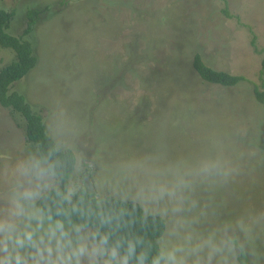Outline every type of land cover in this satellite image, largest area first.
Returning a JSON list of instances; mask_svg holds the SVG:
<instances>
[{
	"label": "rangeland",
	"instance_id": "rangeland-1",
	"mask_svg": "<svg viewBox=\"0 0 264 264\" xmlns=\"http://www.w3.org/2000/svg\"><path fill=\"white\" fill-rule=\"evenodd\" d=\"M34 67L10 89L42 117L84 184L164 220L160 253L183 264H264V0H0ZM224 9L228 15L221 12ZM252 39V42H251ZM193 53L243 80L202 81ZM0 47V67L12 59ZM24 121L0 106V209L45 169ZM46 170V169H45ZM66 190V192H67ZM164 264L163 257L161 258Z\"/></svg>",
	"mask_w": 264,
	"mask_h": 264
},
{
	"label": "trees",
	"instance_id": "trees-1",
	"mask_svg": "<svg viewBox=\"0 0 264 264\" xmlns=\"http://www.w3.org/2000/svg\"><path fill=\"white\" fill-rule=\"evenodd\" d=\"M224 15H228L221 9ZM38 11L25 10V26L18 36L8 32L11 13L0 9V47L10 50L12 59L0 67V106L17 113L24 121L23 135L27 142L34 146L36 157L44 164L45 169L52 167L57 173L56 186L45 193V199L37 201V204L51 209L54 214L58 207L70 209L75 206L79 209V215L73 214L72 219L82 217L92 230L99 229L101 233H109L112 242L118 239L139 240L137 253L144 250L147 254L146 264H151L153 257L160 254L157 240L164 231V220L156 214H145L142 208L132 200H124L114 196H105L98 203L96 194L86 184L77 190L72 196V205L62 201L67 190V182L74 163L73 153L70 149H59L55 142L47 135L42 123V117L31 110L25 98L18 92L12 91L10 86L24 77L35 65L36 58L32 54L29 42L23 38L28 35L36 22ZM252 42V39H251ZM191 67L199 78L209 84L230 87L239 80L242 75H231L224 71H218L205 65L198 53L191 56ZM260 74H264V58L261 60ZM264 86V84H261ZM254 99L264 106V90L253 87ZM111 218L110 225H104L101 221ZM123 251V250H122ZM239 264H244V255L240 252ZM129 264H139L136 256L130 259Z\"/></svg>",
	"mask_w": 264,
	"mask_h": 264
},
{
	"label": "clouds",
	"instance_id": "clouds-1",
	"mask_svg": "<svg viewBox=\"0 0 264 264\" xmlns=\"http://www.w3.org/2000/svg\"><path fill=\"white\" fill-rule=\"evenodd\" d=\"M22 172L28 178L27 186L14 188L6 207L0 209V264H129L133 256L139 264H146V252L137 253L141 241L112 242L109 233L92 230L82 217L73 220V214L79 215L75 206L58 207L53 214L37 204L56 186L58 176L52 167L35 166ZM74 193L69 188L62 201L72 205ZM111 222V218L101 221L104 225ZM175 251L160 253L151 264H162V257L164 264H183Z\"/></svg>",
	"mask_w": 264,
	"mask_h": 264
},
{
	"label": "water",
	"instance_id": "water-1",
	"mask_svg": "<svg viewBox=\"0 0 264 264\" xmlns=\"http://www.w3.org/2000/svg\"><path fill=\"white\" fill-rule=\"evenodd\" d=\"M86 185H87V183H86Z\"/></svg>",
	"mask_w": 264,
	"mask_h": 264
}]
</instances>
